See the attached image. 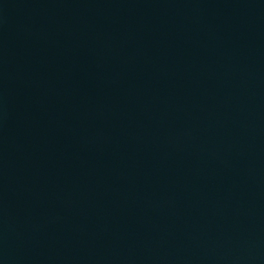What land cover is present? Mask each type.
<instances>
[{"label":"water","instance_id":"1","mask_svg":"<svg viewBox=\"0 0 264 264\" xmlns=\"http://www.w3.org/2000/svg\"><path fill=\"white\" fill-rule=\"evenodd\" d=\"M0 264H264V0H0Z\"/></svg>","mask_w":264,"mask_h":264}]
</instances>
